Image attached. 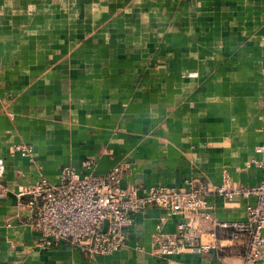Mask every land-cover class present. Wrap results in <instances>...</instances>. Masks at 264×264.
Here are the masks:
<instances>
[{"label": "crops", "instance_id": "1", "mask_svg": "<svg viewBox=\"0 0 264 264\" xmlns=\"http://www.w3.org/2000/svg\"><path fill=\"white\" fill-rule=\"evenodd\" d=\"M0 158V264H241L215 223L244 220L253 196L211 195L215 222L146 206L123 247L89 258L40 247L20 190L86 159L126 164L124 186L259 183L264 0H0ZM179 222L224 250L158 254L154 233Z\"/></svg>", "mask_w": 264, "mask_h": 264}, {"label": "built area", "instance_id": "2", "mask_svg": "<svg viewBox=\"0 0 264 264\" xmlns=\"http://www.w3.org/2000/svg\"><path fill=\"white\" fill-rule=\"evenodd\" d=\"M22 152L25 147H16ZM83 166L88 172H78L65 166L59 181L41 178L20 190L26 197V205L33 211V227L38 232V245L43 248L68 243L79 248L86 257L110 254L123 247L127 229L135 213L146 206L164 207L182 215H200L215 222L213 205L209 198L220 194L232 199L235 194L253 196L244 220L217 221L219 237L233 241L238 246L241 264H263L264 252V160L262 179L251 186L234 187L225 178L217 184L198 179H188L187 187L157 185L141 188L139 185H122L127 169L117 163L103 174L91 171L93 161L86 159ZM0 158V174L3 172ZM198 229L189 222H179L176 231L153 235L155 250L160 255L184 252H205L215 248L219 252L222 243L203 244Z\"/></svg>", "mask_w": 264, "mask_h": 264}]
</instances>
